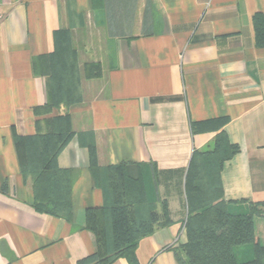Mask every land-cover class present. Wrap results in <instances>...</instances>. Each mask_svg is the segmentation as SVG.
I'll return each mask as SVG.
<instances>
[{"label":"crops","instance_id":"1","mask_svg":"<svg viewBox=\"0 0 264 264\" xmlns=\"http://www.w3.org/2000/svg\"><path fill=\"white\" fill-rule=\"evenodd\" d=\"M0 9V264H78L94 253L83 213L105 195L91 148L99 167L150 176L147 194L167 208L169 223L138 240L139 264H177L191 162L220 163L223 200L264 204V46L253 24L264 0H0ZM61 30L80 75L81 100L68 107L49 105L41 70ZM87 63L100 74L85 76ZM66 114L73 135L57 165L72 172L71 221L33 207L15 142Z\"/></svg>","mask_w":264,"mask_h":264},{"label":"trees","instance_id":"2","mask_svg":"<svg viewBox=\"0 0 264 264\" xmlns=\"http://www.w3.org/2000/svg\"><path fill=\"white\" fill-rule=\"evenodd\" d=\"M253 24L256 44L264 46V14L255 13ZM54 39L55 51L41 70L48 80L49 105L68 107L81 100L76 52L67 30L55 32ZM84 71L85 76H97L100 66L87 63ZM52 123L48 133L15 136L16 144L23 147L21 173L32 182V204L36 210L71 221L72 172L57 165V155L73 133L67 114L53 117ZM194 125L191 124L192 130L205 128ZM90 161L92 177L103 191L105 201L100 207L85 209L84 228L93 233L96 247L92 255L78 264H111L118 258H125L128 264H139L135 254L138 240L152 233L156 224L169 223L167 208L164 204L158 211V203L145 199L140 171L130 174L123 163L99 167L92 148ZM217 165L216 178L220 163ZM212 170L211 166L204 170L191 162L185 176L188 213L184 222L186 240L180 246L187 256L186 264H264V204L247 199L223 200L218 179L217 189L211 194L201 190L196 185L197 175L204 176ZM243 203L245 206H237ZM248 245L252 258L238 261L235 249Z\"/></svg>","mask_w":264,"mask_h":264},{"label":"rangeland","instance_id":"3","mask_svg":"<svg viewBox=\"0 0 264 264\" xmlns=\"http://www.w3.org/2000/svg\"><path fill=\"white\" fill-rule=\"evenodd\" d=\"M213 168L212 171H208L207 174L202 176V174L197 175V180H196V185L200 187L201 190H207L208 193L211 194L213 192V189H217V178H216V169L218 167L217 164L211 165ZM141 180H142V188L145 189V199L148 200L149 202H153L152 196L147 194V190L149 189L152 191L153 189V184L152 180L150 179V176H145L143 171H140L139 173ZM214 194V193H213ZM212 194V195H213ZM102 206V205H101ZM100 207V206H98ZM262 209V208H261ZM74 216V212H73ZM83 225H85V211L83 213ZM176 249L177 251V264H186L187 262V256L184 253V251L181 249L180 245H177ZM236 257L238 261H247L252 258V248L250 245L246 247H239L235 249Z\"/></svg>","mask_w":264,"mask_h":264},{"label":"built area","instance_id":"4","mask_svg":"<svg viewBox=\"0 0 264 264\" xmlns=\"http://www.w3.org/2000/svg\"><path fill=\"white\" fill-rule=\"evenodd\" d=\"M3 17H4V14H3V12L0 9V22L2 21Z\"/></svg>","mask_w":264,"mask_h":264}]
</instances>
